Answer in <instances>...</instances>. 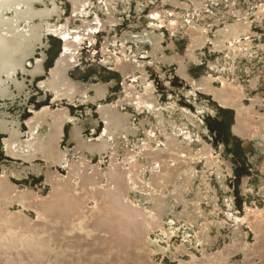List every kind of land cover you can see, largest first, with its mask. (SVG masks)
Segmentation results:
<instances>
[{
	"label": "rangeland",
	"instance_id": "374dc122",
	"mask_svg": "<svg viewBox=\"0 0 264 264\" xmlns=\"http://www.w3.org/2000/svg\"><path fill=\"white\" fill-rule=\"evenodd\" d=\"M56 1L60 18L55 20V23L60 28L78 24L81 20L89 21L95 18L103 24L102 28L93 29L90 36L85 37L76 48V62L69 69V76L83 83L104 85L106 93L102 98H95L93 90H89L85 94L75 96L71 101L66 97L56 99L53 90H43L39 87V82L34 86V81L32 85L29 84L32 90L29 100L19 105L18 98L7 109L9 113L16 116L23 139L28 133L26 121L33 112L45 107L51 110L69 109V119L65 123L64 134L59 144L60 150L65 154L63 161L47 165L43 158L37 157L32 162L33 171L29 169L27 174L24 173L23 180H17V182L15 178H10L13 184L30 194L31 207L22 209L26 216L32 219L35 208L49 201L48 194L53 186L46 179V173L54 172L64 177L74 159L87 162L89 169L91 166L97 167L101 182L95 187H98L99 191H103L106 173L110 169L116 167L121 173H125L128 172V168H132L133 175L130 177L135 178V173L140 175L135 178V181L133 179V182L126 179L128 198L147 211L152 209L153 196L159 194L160 200L164 201V210L158 218L159 225L150 226L145 238L146 242L153 241L160 248L138 256L123 254L121 256L123 261L118 262L121 264H179L180 261L186 263L189 258L197 260L204 258L211 262L223 258V255L227 253L230 257L226 259V264L250 262L259 264L260 260L256 256L254 258L252 254L255 241L249 212L252 213L257 209L264 211V198L259 195L261 181H264V140L253 137L250 133L246 137L236 133L234 131L236 108L231 105V101L221 104L213 91L221 88L223 81L229 82L228 85L239 91L240 103L249 108L246 116L252 120L253 126L264 116V16L260 15L258 19L254 17L260 13L259 7L264 8V0H177L179 5L175 7L166 0H88L85 12L76 15L72 14L71 0ZM194 1H198L200 7H195ZM114 19L117 20V24H113ZM236 22L248 24L245 34L236 39L226 40L223 48L214 50L212 40L214 33L227 25L233 26ZM192 26L194 30H204L205 41L202 46L192 49L194 60L185 74H180L177 72V66L185 59L186 50L191 44ZM145 30L156 31L162 37L163 49L154 58L146 54L147 45L142 47L139 55H136L134 45L125 44L123 47L119 43L124 33H138ZM43 39L47 45L45 46L47 57L45 67L48 72L53 61L61 53L62 41L53 33H46ZM164 56L172 57L173 61L170 64H163L161 59ZM124 58H134L141 69H118L115 66L116 61ZM203 77L211 80V88L206 92L192 84L193 81ZM129 88H132L137 96H140L147 88L150 90L152 103L146 106L145 103L137 104L134 100H123ZM41 97L43 100L39 101L38 98ZM256 98L263 107L251 104V100ZM110 106H114L117 112L125 114L127 119L126 136L117 142L103 133L105 122L99 115L101 107ZM157 116L162 120L159 124L155 123ZM75 123L82 127L81 137L85 138V141L102 139L107 142L106 148L94 154L85 151L77 156L73 152L74 146L68 144L66 140L69 127ZM2 140L3 137L0 136V175L3 174L2 169L6 164L18 163L27 168L28 162H21L5 154ZM182 146H185L184 150ZM200 147L203 150L206 148L204 152ZM194 151L196 155L191 157L190 154H195ZM166 154L169 155L168 159H159ZM131 160L133 162H130ZM183 164L189 167L191 182L188 180L186 183H181L179 176L174 178L173 183L168 184H163L162 179L153 181L154 176L156 178L162 176V170L166 166ZM71 178L69 186L72 189L79 177ZM262 187L264 188V184ZM91 191L93 192L92 188ZM177 192L181 193L180 197ZM176 195L179 197L178 201ZM36 197L37 199H33ZM85 201L86 206L90 208L95 204V200L90 197H87ZM17 207L20 208V205L17 203L13 205L14 210ZM193 213L195 219L189 221L188 215ZM232 221L238 224L236 226L238 228ZM221 222L224 223L223 226ZM75 224L76 229L83 227L81 223ZM234 230L237 232V237L231 235ZM77 233L80 234L79 231ZM77 233L76 237L74 235L58 243L53 242V253L41 264H92L91 261H82L83 257L90 253L88 247L107 236L96 231L89 238H83ZM35 239L38 240L41 237L35 236ZM76 239H79L78 242L76 241L79 245L78 249L70 256L64 255L68 244L74 243ZM165 247L168 255L161 257L160 254H163L161 248ZM240 247L246 248V251L242 252ZM21 249V247L14 249L11 258ZM22 252L26 253L25 250ZM207 254H210L209 257ZM171 256L174 259L169 258ZM111 257L96 253L94 254L96 262L95 260L94 262L106 264Z\"/></svg>",
	"mask_w": 264,
	"mask_h": 264
},
{
	"label": "bare ground",
	"instance_id": "6f19581e",
	"mask_svg": "<svg viewBox=\"0 0 264 264\" xmlns=\"http://www.w3.org/2000/svg\"><path fill=\"white\" fill-rule=\"evenodd\" d=\"M166 1L170 2L173 7L179 5L177 0ZM71 4L73 15L79 13L82 14L85 12L88 0H71ZM194 6L200 7L199 2L194 1ZM259 8L260 9L258 10H260V13L254 16L257 19L258 17H260V15L264 16V8ZM59 11L60 10L58 8L56 0H0V136L3 137L2 141L5 154L13 157L14 159H19V161L21 162H28L29 164L27 168H24L23 165H18V163H10L8 165L6 164L2 169L3 174L0 175V264L44 263L45 259L51 253H53V242L58 243L59 241H62V239L72 238V236L74 237L77 231L80 232V234H77L83 238H89L96 231L107 236L106 238L97 241V243L95 242L94 245L88 247L90 253L86 257L84 256L82 261H91L92 264H97L95 263L96 260L94 259V254L101 253L107 257L112 256L111 259H109L110 261L106 262V264H121L120 262L123 261V258L121 256L123 254H128V256H138L140 254H144L147 251H154L155 249L160 248L159 245L155 244L153 241L146 242L145 238L147 229L150 226L159 225L158 218L161 212L164 210V201L160 200L161 198L159 197V194H155L156 196H153V193L152 196L154 202L152 205V209L150 211H147L137 206V204H134L133 201L130 200L127 196L128 192L126 179L133 182V179L135 181V178L140 174L135 173V178L130 177V175H133L132 168H128V172L121 173L116 167L111 170L110 166L109 172L106 173V183H104L105 187L104 189H102L103 191H99L100 189L98 190V187H95L101 182V178L99 177L100 172L97 171V167L91 166V168L89 169L87 162H81L79 161V159H74L69 165L67 174L65 173L66 176L60 177L57 173L54 172L46 173V179L51 182L53 186L50 194H48L49 201L47 199L48 202L41 203L40 206L35 208V214L32 219L28 218V216H26V214L22 210L23 208L26 209L27 207H31V197H29L30 194L26 190L20 189L17 185L13 184L10 179L11 177H13L15 178V181L23 180L22 176L24 173H26L29 169H32L33 171L34 165L32 162L33 159H36L37 157L43 158L46 161L47 165L60 163L65 157V154L59 148V144L64 134L63 129L65 123L69 119V109L65 110L66 108L64 107L65 109L51 110L45 107L41 108L37 112H33L32 116L26 121V129L28 133L27 136H25V139H23V133L19 129V123L16 120V116L7 111V109L16 99H20L18 101L19 105H23V103L25 104L29 100L32 94V90L29 88V84L32 85L35 81V83L33 84L35 86V84L39 82V87H41L43 90H53L54 97L56 99L66 97L70 101L73 100L75 96L85 94L89 90H93L95 98H102L106 93V87L104 85H92L89 82L83 83L74 80L69 76V69L74 66L76 62V48L85 37L90 36V33L93 29L102 28L103 24L98 22V19L95 18L89 21L81 20L78 22V24H72V26L60 28L55 23V20H58L60 18ZM136 11L138 12V9ZM113 24H117V20H115ZM193 28L194 27L192 26L190 39L191 44L186 50V57L177 66V72H179L180 74H185V72L189 68V65L194 60L192 49L202 46L205 41L204 30L196 29V31ZM247 29V23L236 22L233 26L227 25L224 29L216 31L212 37L213 49L220 50L224 47V42L226 40L229 41L244 35ZM46 33H53L57 37L61 38L62 41L61 53L53 61L51 69H49L48 72L46 71L45 67V60L47 58L45 54V46L47 45H45V40L43 39ZM161 40L162 37L158 35L156 31L145 30L143 32L139 31L138 33H124L119 43H121L123 47H125V44L134 45V53L136 55H139L142 47L147 45L148 51L146 52V54L149 55L150 58H154L156 54L160 53L163 49V47L161 46ZM161 60L162 63L166 65L170 64L173 61V58L164 56ZM115 66L118 69L122 70L141 69L140 64L138 62H135L134 58L119 59L118 61H116ZM43 75H46V77H43ZM40 79L44 80L40 81ZM228 83H225V81H223L221 88L216 89L215 91H213V93L221 104H226L227 101H231V105L236 108L234 112V117L236 119L234 131L242 137H246V135L250 133L251 136L253 135V137L264 140V116L261 117L258 122H256L255 126H253L254 123L252 122V120L246 116L249 108L240 103L241 95L239 91H237V89H235L231 85H228ZM192 84L194 87L201 89L203 92L209 91V89L211 88V80L208 77H203L200 80L193 81ZM38 99L39 101L43 100L42 97ZM123 100H134L137 104L145 103L144 105L152 103L151 93L147 88L143 93H141L140 96H137L132 88H129L128 90H126ZM251 104H256L259 107H263L261 103H259L257 98L251 100ZM99 115L105 122V129L103 133L113 138L116 142L122 140L126 136L125 133L127 132V128L125 125L127 119L125 114L117 112L114 106H110L106 108L101 107ZM155 119V123L159 124L161 119H159L158 116ZM168 119L170 120L171 118ZM76 124L77 123L69 127L66 140L68 144H72L74 146L73 152L77 156H80L82 152L85 151L94 154L96 151H102L106 148L107 142L105 140H97V138L96 141H85V138L83 139L81 137L82 127ZM159 131L161 133L160 129ZM172 140L173 138L171 139V141ZM150 145L151 143L149 144V146ZM202 147L200 148L202 149ZM184 149L185 146H182V150ZM194 153L195 154H190V156H195L196 152L194 151ZM210 153L212 152L210 151ZM168 158L169 155L167 154L159 157V159L162 160H166ZM130 162H133V160H131ZM184 164H186V162H184ZM184 164L173 167L166 166L162 170V176H158L157 178L154 176L153 181L157 182L158 179H162L163 184H168L173 183L174 178H177L179 176L181 178V183H186L190 179L191 172L188 170L189 167ZM73 176L79 177V180L77 181V184H75L71 189L69 186V182L71 181V177ZM74 181L76 180L74 179ZM189 181L191 182V180ZM263 184L264 181L262 180L260 184L259 195L264 198V188L262 187ZM186 186L188 185L186 184ZM91 188L93 192L91 191ZM179 192H177V195L180 197L181 193ZM177 195L175 197L178 201L179 197H177ZM85 197H90L95 200V204L93 205V207L90 208L86 206ZM33 199H37V197ZM40 200L45 201L42 199ZM16 203L20 205V208L17 207V209L14 210L13 205H15ZM91 203L92 201L90 202V204ZM249 215L250 225L251 229H253L254 231L255 241L252 254L254 255V258L256 256L260 260L259 264H264V211L257 209L252 213L249 212ZM194 216V213L193 215L189 214V221H193L195 219ZM233 220L238 221L237 219ZM235 221H232V223L236 227L238 226V224H236ZM75 223H81V225L83 224V227L76 229ZM223 225L224 223H222V226ZM236 234L237 232L234 230L233 234L231 235L235 236ZM35 236H39L41 237V239L37 240L35 239ZM76 236L77 235H75V237ZM236 237L234 238L237 239ZM240 237L242 236L240 235ZM225 238L227 239L226 236ZM138 239L140 241H137ZM77 240L79 239L74 240V243L68 244L64 255L70 256L74 251L78 249L79 245L77 243ZM20 247L22 248L21 251L17 255H14L13 258H11V256L13 255V250ZM162 249L163 254H160L161 257L164 255H168L166 247L161 248V250ZM229 249L230 246L228 250ZM23 250H25L26 253H23ZM241 250L242 252H245L246 248L242 247ZM209 255L207 254V257H209ZM227 255L228 254L226 253L225 256L223 255V258L215 259L211 262L205 260L204 258L202 260L189 258L186 263L180 261L179 264H226V259L230 257ZM246 255L244 256L246 257ZM169 258L174 259L173 256ZM246 264L253 263L250 262Z\"/></svg>",
	"mask_w": 264,
	"mask_h": 264
},
{
	"label": "water",
	"instance_id": "95a60500",
	"mask_svg": "<svg viewBox=\"0 0 264 264\" xmlns=\"http://www.w3.org/2000/svg\"><path fill=\"white\" fill-rule=\"evenodd\" d=\"M61 40V39H60Z\"/></svg>",
	"mask_w": 264,
	"mask_h": 264
}]
</instances>
